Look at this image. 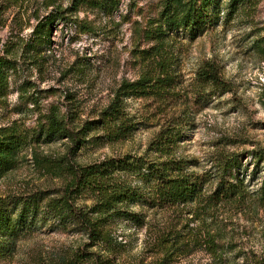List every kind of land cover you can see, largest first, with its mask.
<instances>
[{"label": "rangeland", "instance_id": "374dc122", "mask_svg": "<svg viewBox=\"0 0 264 264\" xmlns=\"http://www.w3.org/2000/svg\"><path fill=\"white\" fill-rule=\"evenodd\" d=\"M115 1L106 14L81 0H0V131L19 142L0 166V264H264V0H213L194 32L160 27L164 0ZM55 8L67 22L41 28ZM35 29L45 32L39 44ZM143 78L148 86H127ZM117 95L129 125L120 138L107 109ZM52 113L82 130L79 146L37 137ZM168 127L176 135L165 153L152 142ZM224 156L234 163L218 170ZM171 158L201 187L161 205L151 168ZM77 165L104 167L106 185L132 192L117 202L128 214L98 220L107 242L48 208ZM70 195L85 211L97 199Z\"/></svg>", "mask_w": 264, "mask_h": 264}, {"label": "trees", "instance_id": "16d2710c", "mask_svg": "<svg viewBox=\"0 0 264 264\" xmlns=\"http://www.w3.org/2000/svg\"><path fill=\"white\" fill-rule=\"evenodd\" d=\"M85 1V2H84ZM82 4L88 5L90 8L103 10L106 14L110 13L117 5L115 0H81ZM213 0H164L162 12L160 14V27L166 30L185 28L190 32L197 31L203 23L207 15V7ZM3 5L0 2V25H4L3 19ZM67 10L57 9L48 14L46 22L41 28H46L50 23H58L59 21L67 22ZM88 30V29H87ZM38 31L37 43L45 40V32ZM36 44V45H38ZM0 56V63H1ZM1 74V73H0ZM207 81H211L216 88L224 87L225 83L220 76L215 72L208 74L205 69L200 73ZM149 79H139L135 83L128 84L130 88H143L149 85ZM120 96L128 94V92L118 91ZM119 95L111 101L107 108L114 114L111 123L115 127V138L125 137L129 131V125L124 124L125 119L118 118L119 109L115 105L118 101ZM48 127L41 129L37 137H68L73 144L80 145L83 141L82 130L72 131L65 125L64 119L60 118L56 113H52L48 118ZM174 128H164L157 134L152 144L156 150L170 153L174 143ZM82 134V136H81ZM19 142L14 134H7L4 130L0 131V166L3 170L8 169L14 161L15 149ZM220 160V159H219ZM215 163V168L218 170H225L227 167L233 165L234 160L231 157L224 156L222 160ZM71 175L65 187L67 193L65 196L55 198L50 201L48 208L51 212L59 214L60 216L71 217L80 228L84 231L92 242L103 241L107 242L108 235L99 227L98 220L112 217L114 215L122 216L128 214L122 210V206L117 207V202L126 198L127 195H132V192L126 185L117 183L115 181L105 184V177L107 174L104 167L87 165V166H73L70 167ZM154 175V192L161 205H168L174 201H186L192 198L198 191V177L193 172H186L183 168V161L174 158L163 161L160 165H153L151 168V176ZM108 178V177H107ZM109 179V178H108ZM236 187L232 184H224L222 187ZM260 201H264V178L260 184ZM90 190L96 195V203L88 211L78 208L72 202L70 192L74 193L77 190ZM200 190V189H199ZM107 196V198L105 197ZM119 203V202H118ZM7 215L2 207H0V230L7 224Z\"/></svg>", "mask_w": 264, "mask_h": 264}]
</instances>
